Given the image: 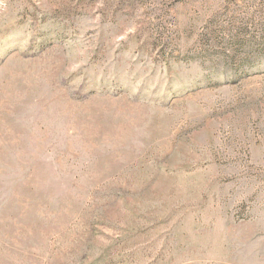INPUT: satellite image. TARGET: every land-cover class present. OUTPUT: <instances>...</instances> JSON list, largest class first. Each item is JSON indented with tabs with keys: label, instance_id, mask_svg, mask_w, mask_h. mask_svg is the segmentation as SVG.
I'll return each mask as SVG.
<instances>
[{
	"label": "rangeland",
	"instance_id": "1",
	"mask_svg": "<svg viewBox=\"0 0 264 264\" xmlns=\"http://www.w3.org/2000/svg\"><path fill=\"white\" fill-rule=\"evenodd\" d=\"M0 264H264V0H0Z\"/></svg>",
	"mask_w": 264,
	"mask_h": 264
}]
</instances>
